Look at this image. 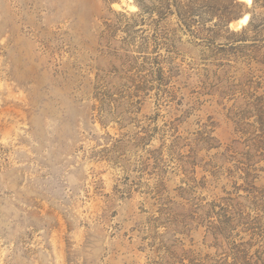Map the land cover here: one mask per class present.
Returning a JSON list of instances; mask_svg holds the SVG:
<instances>
[{"label": "rangeland", "instance_id": "1", "mask_svg": "<svg viewBox=\"0 0 264 264\" xmlns=\"http://www.w3.org/2000/svg\"><path fill=\"white\" fill-rule=\"evenodd\" d=\"M136 1L0 0V264H264V7L172 67Z\"/></svg>", "mask_w": 264, "mask_h": 264}, {"label": "trees", "instance_id": "2", "mask_svg": "<svg viewBox=\"0 0 264 264\" xmlns=\"http://www.w3.org/2000/svg\"><path fill=\"white\" fill-rule=\"evenodd\" d=\"M136 4L148 17L156 14V24L163 23L161 37L170 47L167 51L172 53L164 59L176 67L174 60L178 55L197 48H201L200 53L209 51L217 36L215 28L228 25L243 3L239 0H140ZM257 4L264 7V0H252L254 7ZM215 16L217 20L210 23ZM252 21L251 15L248 25Z\"/></svg>", "mask_w": 264, "mask_h": 264}, {"label": "bare ground", "instance_id": "3", "mask_svg": "<svg viewBox=\"0 0 264 264\" xmlns=\"http://www.w3.org/2000/svg\"><path fill=\"white\" fill-rule=\"evenodd\" d=\"M247 2H250L251 0H246ZM247 19H248V15L247 14H245L241 19H240V21H242L243 23H245L246 21H247Z\"/></svg>", "mask_w": 264, "mask_h": 264}]
</instances>
